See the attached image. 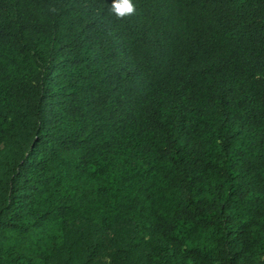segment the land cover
Masks as SVG:
<instances>
[{
  "label": "trees",
  "instance_id": "1",
  "mask_svg": "<svg viewBox=\"0 0 264 264\" xmlns=\"http://www.w3.org/2000/svg\"><path fill=\"white\" fill-rule=\"evenodd\" d=\"M0 0V264H264V0Z\"/></svg>",
  "mask_w": 264,
  "mask_h": 264
},
{
  "label": "clouds",
  "instance_id": "2",
  "mask_svg": "<svg viewBox=\"0 0 264 264\" xmlns=\"http://www.w3.org/2000/svg\"><path fill=\"white\" fill-rule=\"evenodd\" d=\"M109 12L117 19L122 20L125 17L134 15L136 7L133 0H112Z\"/></svg>",
  "mask_w": 264,
  "mask_h": 264
}]
</instances>
